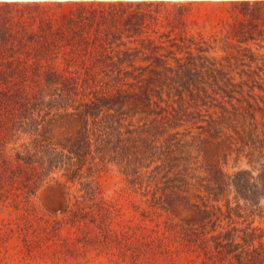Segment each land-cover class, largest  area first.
<instances>
[{"label": "rangeland", "instance_id": "1", "mask_svg": "<svg viewBox=\"0 0 264 264\" xmlns=\"http://www.w3.org/2000/svg\"><path fill=\"white\" fill-rule=\"evenodd\" d=\"M163 1L66 6L57 74L0 79V264H264V5Z\"/></svg>", "mask_w": 264, "mask_h": 264}, {"label": "trees", "instance_id": "2", "mask_svg": "<svg viewBox=\"0 0 264 264\" xmlns=\"http://www.w3.org/2000/svg\"><path fill=\"white\" fill-rule=\"evenodd\" d=\"M88 3L92 5L109 4L114 7V10L118 6H136L126 20L128 29L133 30L130 34H133L134 32L142 33L143 28L149 31L150 25L144 22L145 16H153V14L140 10L143 4H156L159 7L168 2L163 0H112L107 2L105 0L97 2L94 0L89 2L85 0H0V79L40 75L46 78L55 76L58 71L53 68V63L59 55L58 42L57 39L51 41L50 37L63 34L61 25L74 23L76 7ZM231 3L250 7L248 11L250 24L259 27L258 19L262 18L260 15L262 12L259 10L260 5H264V0H235ZM66 6L69 8L65 20V11L61 10L60 13V9H65ZM54 12L63 17V24L55 22L59 20V15L54 17ZM114 12H117V9ZM118 35L120 36V33ZM138 39L144 45L154 40L145 39L143 36Z\"/></svg>", "mask_w": 264, "mask_h": 264}]
</instances>
